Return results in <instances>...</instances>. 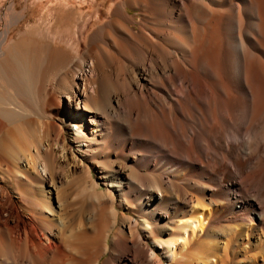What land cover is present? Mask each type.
<instances>
[{"label":"bare ground","instance_id":"6f19581e","mask_svg":"<svg viewBox=\"0 0 264 264\" xmlns=\"http://www.w3.org/2000/svg\"><path fill=\"white\" fill-rule=\"evenodd\" d=\"M14 9L0 8V118L43 122L26 150L0 141V264H264V0H126L80 60L52 41L31 58ZM53 11L47 39H80V11ZM69 160L81 175L60 190Z\"/></svg>","mask_w":264,"mask_h":264},{"label":"rangeland","instance_id":"374dc122","mask_svg":"<svg viewBox=\"0 0 264 264\" xmlns=\"http://www.w3.org/2000/svg\"><path fill=\"white\" fill-rule=\"evenodd\" d=\"M125 1L126 0H0V8L13 4V5H15L14 10L16 11V13H20L22 16H25L24 21H22L19 25H16L13 27L14 29H12V37H11L12 39L11 40L13 43L19 42V40L20 41L25 40L26 42H24V45L28 44L25 47L28 46V48L31 49L30 56H31V53H33L32 54V56H33L36 52V50L34 48V44H42L44 42L50 43L48 41H52L58 48L63 47L64 50L72 53V55L76 59L80 60L83 58L84 54L86 53V51L88 49L87 45L89 43L90 36L97 30L98 27L104 26L108 22H110L116 8L118 6L124 4ZM67 6L73 7L76 10L80 11V13H81V15L78 17V22H77V24H78V35H79L80 39H78L77 41L75 40V42L72 43L69 41L68 38H62L61 37V39H59V38L51 37L49 35L51 40H48L46 37L47 32L44 28L51 27L52 22H51V16H49L50 22H48L47 20L44 19L45 15L48 13H49V15H51L54 12L53 11L54 8L57 10V9H60L62 7H67ZM128 12L133 17L137 16V14H138V12L136 10H128ZM0 15H1L0 16V20H1L0 24L2 25V20L4 19L5 13L1 12ZM136 20L140 21L141 17L137 16ZM33 28H36L37 31H35V34L33 36L30 35V38H29V33H30V31H32ZM155 28L159 29L158 26H156ZM31 37H32V39H31ZM27 39H28V42H27ZM31 41H33V42H31ZM66 44L67 45L69 44L70 47H68ZM27 51L29 52V50H27ZM32 56H31V58H32ZM49 70L47 71L46 66H44V68L41 69V75H42L41 82H44V84H46L48 91L51 92L53 90V85L55 83L54 82L55 81V73L53 71H51V70L49 71ZM84 71H85V75L87 77H91L92 71L89 69V66L86 67L84 69ZM48 74H49V76H48ZM47 76L49 78H47ZM67 80H68L67 82H69V86H68V90H69L70 87H73V85H72L73 82H71L72 77H71L70 73L67 74ZM1 81H3V82L1 83ZM3 83H4V85H3ZM75 83H76V85H78V87L81 91L83 88V83L78 81V80H76ZM6 86H7L6 82L4 80H0V88L2 87L4 89ZM74 90L77 91V89H74ZM5 119H7V118H0V141L6 140L11 135V133H14L15 135L17 134L19 138H21L22 140H25L23 145L25 147L24 149L26 150V149H28V145H27L28 143L26 142V140H27L26 132L32 131V132L36 133L37 137L40 136L41 124L43 121L41 122V118H39V117L38 118L34 117V116H33V118L27 117L26 118L27 120L22 119L21 123L20 122H13L12 120H8V119H7L8 120L7 121ZM32 123H34V127H31V126H33ZM30 128H31V130H30ZM64 137H65L66 141L67 140L70 141V136H69V133L67 132L66 129H62L61 133L58 135L57 134L51 135L50 139L52 141H55V142L57 140L59 142H61V141L65 140ZM54 138L57 140H55ZM52 144H54V143H52ZM30 148L32 149V147H30ZM68 158L71 159V156H68ZM131 162L132 161L129 162V165H131ZM67 164H68V166H67ZM69 164L71 165L70 169H69V167H70ZM20 165L24 169H30L29 168L30 165L28 164L27 160L23 159L20 162ZM81 165L82 164H79V165L74 164L73 160H69L68 163H66V162L61 163L60 162V164L57 165L56 174L59 178V180H58L59 181L58 182L59 187L58 188L60 190L63 187L67 186L68 182H70V180H71L72 175L75 177H79V175H81V168H82ZM91 169L93 170L92 174H93L94 180L97 183H101V181L99 180L100 171H101L99 169V167L94 168V166H92ZM143 172H144V170H143ZM139 174L140 175H134L133 179H134V181H136L138 183V185H141L143 183V181L145 180L143 177H145L146 175H145V173H139ZM151 178L152 177H148L147 179L150 180ZM75 196H76V194H73L71 196V200H69V202L74 200L76 198ZM1 200H2V203H5L6 202V196L5 195L1 196ZM67 211H68L67 209L62 210V212L60 213L61 219L62 220L64 219V222L69 223V222H71V220L73 218V219H75L74 221H75L76 227H77V225L78 226L81 225V223L83 221L82 215H80L79 213H71V212H69V211L67 212ZM20 212L22 215H26L25 214L26 212L24 210L21 209ZM127 216L133 217V215H131V214L130 215L127 214ZM91 222H89V218H88V220L86 219V223L84 224V226L86 228H89V226H92ZM165 264H170V263L166 262Z\"/></svg>","mask_w":264,"mask_h":264},{"label":"clouds","instance_id":"9594fccd","mask_svg":"<svg viewBox=\"0 0 264 264\" xmlns=\"http://www.w3.org/2000/svg\"><path fill=\"white\" fill-rule=\"evenodd\" d=\"M246 139H248L249 143H251V138L250 137L249 138H246Z\"/></svg>","mask_w":264,"mask_h":264}]
</instances>
